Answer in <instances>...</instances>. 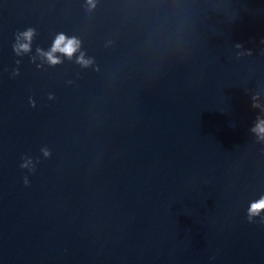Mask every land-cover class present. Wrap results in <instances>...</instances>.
Listing matches in <instances>:
<instances>
[{
    "label": "water",
    "instance_id": "obj_1",
    "mask_svg": "<svg viewBox=\"0 0 264 264\" xmlns=\"http://www.w3.org/2000/svg\"><path fill=\"white\" fill-rule=\"evenodd\" d=\"M94 4L0 0V264H264V0Z\"/></svg>",
    "mask_w": 264,
    "mask_h": 264
},
{
    "label": "clouds",
    "instance_id": "obj_2",
    "mask_svg": "<svg viewBox=\"0 0 264 264\" xmlns=\"http://www.w3.org/2000/svg\"><path fill=\"white\" fill-rule=\"evenodd\" d=\"M87 3L90 7H94V0H87ZM34 33L33 29H28L26 32L22 33L20 37H18V41L23 38L25 40L31 39ZM79 40L75 37L68 38L65 34L60 33L54 41V45L52 49L47 53H42V55L46 56L50 63L59 62L58 59L54 56V53L59 51L61 53H66L69 56L79 48ZM29 43H18L15 46L16 52L19 54L21 50L28 51ZM81 62L84 64L89 63L90 61L84 60L83 56H81ZM257 97H253V105L252 107H261V105L256 102ZM256 135V140L260 144H264V116H258L255 124L250 129ZM45 157L50 158L51 152L47 148L42 149ZM22 169H27L30 173H35L36 171V163L33 162L32 158L25 154L21 158V163L19 165ZM23 183L25 186L30 184V180L28 175L23 177ZM245 219L251 222H258L259 224H264V191L260 192L258 195H255L253 198H250L247 202V206L245 208Z\"/></svg>",
    "mask_w": 264,
    "mask_h": 264
}]
</instances>
